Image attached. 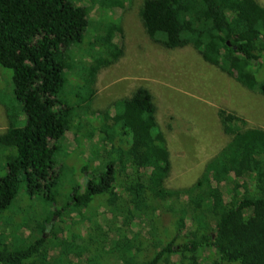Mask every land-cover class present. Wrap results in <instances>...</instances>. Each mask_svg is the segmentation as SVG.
Wrapping results in <instances>:
<instances>
[{"label": "trees", "instance_id": "obj_1", "mask_svg": "<svg viewBox=\"0 0 264 264\" xmlns=\"http://www.w3.org/2000/svg\"><path fill=\"white\" fill-rule=\"evenodd\" d=\"M79 1L0 0V68L12 72L15 100L0 98L8 118L0 133V215L10 218L0 223V264H52L65 243L83 264H264V130L219 110L228 142L192 185L168 188L170 152L149 90L113 102L112 117L91 105L121 29L113 21L94 28ZM139 17L164 49L190 47L264 96V6L257 0H144ZM89 128L100 136L95 144ZM70 137L68 162L60 150ZM68 172L76 183L62 196L57 188ZM22 186L51 205L37 222L17 203ZM81 213L91 221L72 219Z\"/></svg>", "mask_w": 264, "mask_h": 264}, {"label": "rangeland", "instance_id": "obj_2", "mask_svg": "<svg viewBox=\"0 0 264 264\" xmlns=\"http://www.w3.org/2000/svg\"><path fill=\"white\" fill-rule=\"evenodd\" d=\"M257 2L264 6V0ZM143 3L144 0H112L107 8L104 0L77 2L88 12L94 28H98L100 22L113 21L117 22L121 29V34L114 38L110 46L111 63L99 74L98 89L93 95L91 105L94 111L107 113L111 110L113 102L129 97L139 87L148 89L157 108L158 125L165 133L170 152L171 172L166 186L173 189L184 188L198 179L205 163L229 140L222 131L217 112L224 110L233 113L245 121L246 128L264 130V96L246 90L216 68L206 64L190 47L167 50L150 40L139 17ZM89 32L88 37L92 39L94 29ZM69 74L66 72V76ZM11 79L12 72L0 68V98L6 100L7 104L15 102ZM68 89V86L64 88V95ZM82 98L87 100L90 94L82 92ZM108 114L109 117L113 116L112 113ZM16 116L20 120L24 119L23 114ZM95 121L99 122L100 118ZM7 126L8 118L0 104V133H3ZM87 135H93L91 144L100 140L93 128L88 129ZM62 144L64 147L60 150L61 158L69 162L68 158H74V142L70 137ZM87 145L86 142L83 146L85 154L88 152ZM3 164V160L0 161V175L4 174ZM75 183L76 179L68 172L64 181L59 183L57 191L62 196L67 195ZM17 203L26 207L32 222L39 221L40 217L51 209V205L42 202L40 194L29 196L25 186L18 192ZM72 219H80L85 223L91 221L84 213L78 216L73 214ZM54 220L58 222L57 217ZM9 221L10 218L0 215V223L6 224ZM101 221L99 216L96 222L98 226H101ZM58 230L60 229H55L57 232ZM12 242L17 247L20 236L14 235ZM60 246L56 255H53L52 264H83L79 261L84 259L82 255H73L77 247L67 243ZM125 261L133 263L130 257H126Z\"/></svg>", "mask_w": 264, "mask_h": 264}]
</instances>
